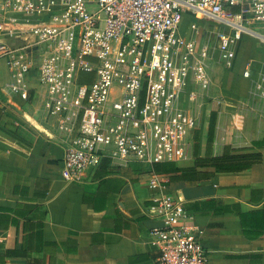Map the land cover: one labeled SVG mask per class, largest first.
I'll return each instance as SVG.
<instances>
[{"label": "crops", "instance_id": "crops-1", "mask_svg": "<svg viewBox=\"0 0 264 264\" xmlns=\"http://www.w3.org/2000/svg\"><path fill=\"white\" fill-rule=\"evenodd\" d=\"M194 18L182 11L181 37L191 40ZM262 35L260 43L241 35L230 63L218 60L216 45L207 62L209 89L190 85L197 156L205 158L215 114L211 157L225 148L232 156L261 155L240 172L189 171L195 165L192 136L188 158L172 163L183 173L158 175L153 166L105 159L81 184L66 183L62 142L70 134L46 118L36 73L26 76L24 101L12 95L13 79L0 68V264H156L160 252L149 233L162 224L147 212L159 194L182 203L208 264H264V101L253 86L264 60Z\"/></svg>", "mask_w": 264, "mask_h": 264}, {"label": "built area", "instance_id": "built-area-1", "mask_svg": "<svg viewBox=\"0 0 264 264\" xmlns=\"http://www.w3.org/2000/svg\"><path fill=\"white\" fill-rule=\"evenodd\" d=\"M183 10L231 30L216 35L225 63L241 35L259 37L246 25L264 31V0H0L10 92L28 100L26 76L36 73L46 118L70 134L64 182L81 184L105 159L151 167L188 158L196 125L190 85L209 89L212 56L179 35ZM84 75L91 80L81 82ZM253 86L264 101V69ZM147 216L162 224L149 233L156 264H208L181 202L159 194Z\"/></svg>", "mask_w": 264, "mask_h": 264}, {"label": "trees", "instance_id": "trees-1", "mask_svg": "<svg viewBox=\"0 0 264 264\" xmlns=\"http://www.w3.org/2000/svg\"><path fill=\"white\" fill-rule=\"evenodd\" d=\"M233 13L237 12V9L232 10ZM182 20V15H181ZM91 80L90 76L84 75L80 78L81 82H88ZM215 127V114H212L209 120L208 134H207V153L205 158L200 159L196 154V149L198 146V132L194 130L193 132V140H194V155H195V165L189 171H195L198 167H211L214 168L217 172H240L243 170L249 169L253 164L260 162L261 155L260 154H247L241 156H232L230 155V149L225 148L223 155L218 158L211 157L208 154V148L212 145L213 134ZM260 145H264V139L260 143ZM104 161V160H103ZM102 161V162H103ZM153 171L158 175H168V174H178L183 173V169H179L174 166L172 163H160L153 165Z\"/></svg>", "mask_w": 264, "mask_h": 264}, {"label": "rangeland", "instance_id": "rangeland-1", "mask_svg": "<svg viewBox=\"0 0 264 264\" xmlns=\"http://www.w3.org/2000/svg\"><path fill=\"white\" fill-rule=\"evenodd\" d=\"M192 21H193V24L190 29L191 41L195 43V45L199 49H201V47L203 48L206 46L209 52V57L214 56L215 52H213L214 51L213 49L217 45L216 35L222 32L228 33L229 31L231 32V30L225 29L223 26L213 23L211 20L207 18H202V17H200L199 19L194 18L192 19ZM245 27H247L248 29L254 31L255 33L259 35H262L260 32L262 30L256 29L255 25L254 26L246 25ZM250 36L255 37L252 34ZM262 37L264 38L263 35ZM255 38L257 39L255 40L257 43L261 42V39H259L260 37H255ZM259 49L264 57V39L262 40V44L259 45ZM263 67H264V60L262 61V69ZM0 68H2L3 71L4 69L7 70L5 67V64L2 61H0Z\"/></svg>", "mask_w": 264, "mask_h": 264}]
</instances>
